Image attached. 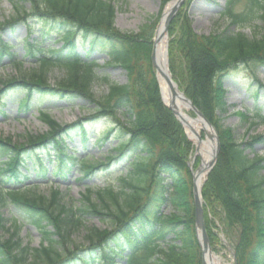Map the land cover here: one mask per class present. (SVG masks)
<instances>
[{
	"label": "trees",
	"instance_id": "obj_1",
	"mask_svg": "<svg viewBox=\"0 0 264 264\" xmlns=\"http://www.w3.org/2000/svg\"><path fill=\"white\" fill-rule=\"evenodd\" d=\"M9 1L13 12L0 19V59L7 57L19 73L1 81L0 105L6 97L23 94L18 111L26 113L37 108L48 131L29 134L16 143L0 137V152L6 156L0 168L2 181L19 184V189L7 195L0 189V209L6 201L23 207L25 218L43 238L38 248L22 246L18 226L11 224V232L5 228L6 219L0 210V231L9 232L5 239L0 234V264H201L187 166L192 144L161 101L153 75L150 56L155 21L138 32L121 30L114 24L113 0ZM227 2L220 13L227 25L220 31L196 34L184 12L171 20L169 70L178 87L218 133L216 162L201 189L210 245L216 250L214 230L219 227L236 264H264V157H249L245 152L261 136L239 143L218 117L226 111L219 75L241 68L253 82L258 71L264 70V0H247L241 11L233 9V0ZM18 25L25 26L28 33H37L31 41L23 39L22 58L35 62L40 72H22V59L10 51L14 44L2 39L4 32H14ZM247 26L252 27L249 33L242 31ZM46 39L61 41V46L45 44ZM95 50L108 57L107 65L125 70L126 84L109 85L107 77L97 72L96 60L91 58ZM54 66L62 69L63 76L54 79V85H47L50 77L46 71ZM101 81L109 85L108 89L95 97L92 86ZM260 84L254 87V97L259 95ZM45 97L66 102L83 100L92 113L60 125L41 111L39 99ZM261 97L264 107V93ZM0 113L7 116L1 109ZM98 117L113 119L103 141L113 129L124 134L113 146L116 156L89 161L88 157L77 158L69 153L66 135L71 130L84 135V124H92ZM255 117L264 119L256 112ZM45 157L57 164L53 172L61 176L66 174L62 167L68 165H76L82 176H89L115 162L125 164L127 172L117 178L118 189L110 184L96 191L87 188L75 205L61 203L58 190L51 193L50 199L26 190L20 193L27 173L19 167L27 170L26 162L30 161L33 173L44 175ZM167 203L181 209V219L176 214L162 213ZM86 217L108 220L107 227L83 225ZM80 228L83 243L77 249L78 244L72 246V235Z\"/></svg>",
	"mask_w": 264,
	"mask_h": 264
},
{
	"label": "rangeland",
	"instance_id": "obj_2",
	"mask_svg": "<svg viewBox=\"0 0 264 264\" xmlns=\"http://www.w3.org/2000/svg\"><path fill=\"white\" fill-rule=\"evenodd\" d=\"M116 7L115 14V25L122 30H134L136 31L141 25L145 24L148 16H159L162 10L160 0H113ZM227 0H184L178 13H183L186 11L188 17L191 20V25L193 30L198 34H209L212 32L220 31L225 28L226 20L221 16L220 11L224 8ZM247 0H234L233 9L235 11H241L244 9ZM13 12V7L11 3L7 0H0V19L8 17ZM177 13V14H178ZM175 17V16H174ZM159 20V19H158ZM252 28V27H251ZM250 26L242 29L243 32L249 33L251 31ZM27 35L28 31L25 26L18 25L14 32L6 31L3 33L2 39L6 41L7 39L15 45L13 47V52L17 55H22L23 53V37ZM37 33L31 34L35 37ZM32 37H29L31 41ZM52 39H46L45 44L53 45V47H59L61 42H54ZM76 43L79 45V52L82 53L80 39H76ZM93 58L97 61V72L102 75V77H107L108 83L110 84H125L126 83V73L124 69L117 65H106L104 61L107 59L105 54L100 51H93ZM22 72L28 74H34L35 72H40L41 69L35 62H31L28 59L22 61L20 67ZM263 71V70H262ZM47 76L50 77L47 85H54V79L59 80L63 76L62 69L54 66L46 71ZM19 73L18 67H15L11 63H6V61L0 62V84L2 80L10 78ZM259 77L264 85V73H260ZM248 84V78L243 72H238L237 74H227L222 77V86L225 89L224 100L227 105V110L224 114L220 115L221 123L231 128L233 137L239 142H250L248 138L253 136H261V140L253 142L246 153L249 157L252 153L255 155L264 156V119L255 118L257 122L250 124V120L241 117L239 112H245L248 116H253V110L258 115H264V111L261 110L262 105L259 103L254 107L255 103H258L250 96V90H246V85ZM255 84L254 82L252 85ZM107 84L101 81L98 85L92 86V92L95 97H100L103 92L108 89ZM101 94V95H100ZM45 99V100H44ZM39 99L44 100L42 109L47 112L54 120H56L61 125L72 123L78 120L81 116H86L92 113L89 108L84 107L85 102L83 100L66 102L58 98H44ZM17 101L6 100L5 106L3 108L8 110L10 116L3 118L0 116V136L2 138H11V141L23 140L27 135H40L47 130V126L38 118V113L35 107L32 108L26 114L16 113ZM119 116V113H118ZM259 120V121H258ZM94 121V120H92ZM113 119L106 117H98L96 120L89 125H86V132L84 134L85 144L82 141V135L73 134L71 132L70 137L66 139V145L74 152L76 156H91V157H101V154L106 155L111 152V156H116V152L111 150L109 147L115 145L118 140L123 139V133L120 130H113L110 134V139L108 142H102L103 133L106 127L112 126ZM251 125V126H250ZM203 139L206 138L204 132H201ZM252 143V142H251ZM193 144V149L189 152V165L194 171L202 162L201 153L197 152L195 144ZM6 161L4 155H0V161ZM48 164V162H46ZM2 164L0 163V168ZM55 166L54 162H50L46 165L47 172L45 176L34 177L32 171H29L30 178L25 179L24 182L27 184L26 192L29 194L43 195L45 198H50L51 191L58 184L57 188L60 191L59 198L60 202L77 204L79 200L80 193H83L84 187L89 186L91 188L102 186L104 184V179L110 177L112 180L114 177L124 168V164L119 162V164L114 163L106 170L100 168L97 170L96 174H92L89 178H85L80 182H74V178L80 177L79 172H77V167L74 166L69 169V172L64 170L66 175V180H63L60 176L53 174L50 177V171ZM25 172V171H24ZM205 178V177H204ZM54 179V180H48ZM49 181V182H47ZM70 181L71 187L68 189L63 182ZM52 182L54 185H52ZM11 183H5L2 181L0 176V188L7 189ZM118 187L117 184H114ZM172 208L174 211L172 212ZM179 207L167 206L164 213H175L178 219H181L182 212ZM3 212L8 218L5 222V227L10 228L15 219L18 224L17 237L19 238L21 245H27L31 249L37 248V246L43 241L40 234L36 229L28 222H25L17 210L12 205H7ZM83 225H88L89 227L105 228L107 227V221H102L97 219V217H86L83 218ZM11 231V230H9ZM9 232H2L3 237H7ZM82 228L75 231L72 235V246L83 243ZM219 259V264H232V256L227 250H222L215 254Z\"/></svg>",
	"mask_w": 264,
	"mask_h": 264
},
{
	"label": "bare ground",
	"instance_id": "obj_3",
	"mask_svg": "<svg viewBox=\"0 0 264 264\" xmlns=\"http://www.w3.org/2000/svg\"><path fill=\"white\" fill-rule=\"evenodd\" d=\"M172 4H169L166 6L165 11L170 9ZM163 22L160 24L159 28V44L157 46V63H158V80L160 82V87H161V93L163 96V99L169 106L172 107V109L177 112V114L180 116L184 128L187 131L189 137L192 139V141L195 143L197 146L198 153H201L202 156V164L200 168V172L196 173V185L199 187L201 185V181L203 177L205 176L206 170H204L203 167L207 164L209 161L208 159V154L209 151L211 150L212 146L214 145L213 140L211 136L213 135L212 130L199 118L197 119H192L190 116L187 114V109L188 106L187 104L182 100L181 97H179V93L174 89L173 85L170 87L167 83L169 82V75L166 70V62H165V55H164V50H163V43H164V34H163ZM174 89V90H173ZM175 101L171 103V101ZM201 130H204L206 133V139L204 140H199L198 136L199 132ZM211 152V151H210ZM218 258L215 257L214 255L209 256L207 264H219Z\"/></svg>",
	"mask_w": 264,
	"mask_h": 264
},
{
	"label": "water",
	"instance_id": "obj_4",
	"mask_svg": "<svg viewBox=\"0 0 264 264\" xmlns=\"http://www.w3.org/2000/svg\"><path fill=\"white\" fill-rule=\"evenodd\" d=\"M175 2L176 3L173 5V7L170 11L164 12L162 14V20L164 23L163 32H166V27H167V24H168L170 18L173 16V14L178 9V7L182 4L183 0H175ZM159 25L157 27V30H156L154 38H153V64H154V67L156 69V72H158V63H157L156 52H157V46H158V40H159V31H158L159 27H160ZM156 78H157V75H156ZM158 83H159V81H158ZM167 83H169V82L167 81ZM159 87H160V85H159ZM161 96H162V93H161ZM182 98L185 100V102L188 103V105L192 109L193 113L195 115L199 116L204 121V123L213 131V135L211 137L214 140V145L212 146L210 155H212L213 160H214L215 155H216L217 136H216V132H215L213 126L203 117V115L188 100H186V98H184V97H182ZM173 102H175V101L172 100L171 103H173ZM167 107L169 109H171V111L173 112L174 115H176V112L172 109L171 106L167 105ZM195 181H196V175L193 173L192 174V194H193V203H194L195 227H196L197 231L199 232V233H197V236H198V240L200 243V247L202 249V264H207L208 256L210 255L209 245L207 242V236H206L205 228L203 225L202 206H201V202H200L199 188L197 187Z\"/></svg>",
	"mask_w": 264,
	"mask_h": 264
}]
</instances>
